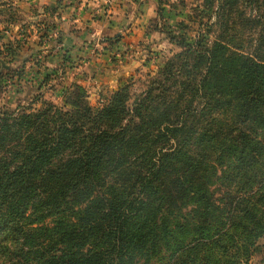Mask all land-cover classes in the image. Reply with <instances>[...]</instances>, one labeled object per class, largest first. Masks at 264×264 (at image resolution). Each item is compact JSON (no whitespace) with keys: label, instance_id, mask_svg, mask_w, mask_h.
<instances>
[{"label":"trees","instance_id":"1","mask_svg":"<svg viewBox=\"0 0 264 264\" xmlns=\"http://www.w3.org/2000/svg\"><path fill=\"white\" fill-rule=\"evenodd\" d=\"M219 11L213 44L188 45L145 92L0 108V264H251L264 240V0Z\"/></svg>","mask_w":264,"mask_h":264},{"label":"rangeland","instance_id":"2","mask_svg":"<svg viewBox=\"0 0 264 264\" xmlns=\"http://www.w3.org/2000/svg\"><path fill=\"white\" fill-rule=\"evenodd\" d=\"M17 1L0 0V65L4 74L10 73L7 77L9 80L2 82L0 108L6 107L10 110L19 107L39 109L46 101L62 106L68 90L75 92L76 99H81L84 93L83 102L92 107L105 105L110 96L123 86L130 87L132 94L145 92L154 81L161 80V71L171 57L186 52L188 45L196 48L200 40L211 46L221 31L219 0H151L154 3L151 9L154 14L149 25L151 37L147 41L139 42L130 54H121L120 61L126 67L121 76V86L108 92H95L97 98H93L90 95L91 88L88 89L75 80L68 81L71 71L80 68L81 60L66 61V58L69 59V52L62 46L64 44L59 40L58 32L50 24L51 21L43 18L40 24H33L38 29V38L32 39L34 28L19 26L22 16ZM106 5V11L110 10L109 0ZM245 6L247 9L242 6L239 8L248 12L249 6ZM97 40L83 47L90 56L100 54L105 49V43L101 46L104 41ZM116 42L114 40L112 44ZM8 47H14V50L10 48L15 52L13 63L9 62L11 58L8 60ZM55 49L63 52L64 61L56 69L49 68L43 56L44 53L47 57L53 55ZM45 76L48 77L46 81ZM213 191L216 198L222 196V190L214 188ZM251 264H264V240L255 248Z\"/></svg>","mask_w":264,"mask_h":264},{"label":"crops","instance_id":"3","mask_svg":"<svg viewBox=\"0 0 264 264\" xmlns=\"http://www.w3.org/2000/svg\"><path fill=\"white\" fill-rule=\"evenodd\" d=\"M106 1H17L22 16L19 26L34 28L32 39L38 38V29L33 24H40L43 18L51 21L50 24L58 32L59 40L64 44L62 46L69 52V59L66 58V61L81 60L79 69H73L70 74L68 72V81L75 80L88 89L91 88L90 95L93 98H97L95 92H108L121 86V76L126 68L120 61L121 54H130L139 42L147 41L151 37L149 25L154 14L151 10L154 3L151 0H109L111 8L107 11ZM95 40H103L101 46L105 43V49L100 54L90 56L83 47ZM114 40L117 42L112 44ZM43 56L49 68L56 69L63 65L62 51L55 49L53 55L47 57L44 53Z\"/></svg>","mask_w":264,"mask_h":264}]
</instances>
